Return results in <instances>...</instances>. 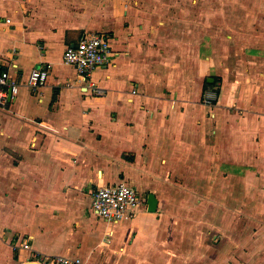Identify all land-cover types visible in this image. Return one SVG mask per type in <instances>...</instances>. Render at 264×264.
I'll return each mask as SVG.
<instances>
[{
	"label": "crops",
	"instance_id": "0c3cea01",
	"mask_svg": "<svg viewBox=\"0 0 264 264\" xmlns=\"http://www.w3.org/2000/svg\"><path fill=\"white\" fill-rule=\"evenodd\" d=\"M94 32L116 53L92 76L104 95L63 60ZM39 66L50 74L34 90ZM3 70L20 89L0 107V264H264V219L231 218L222 250L189 216L220 209L221 177L264 200V0H0ZM121 181L146 208L110 222L92 188Z\"/></svg>",
	"mask_w": 264,
	"mask_h": 264
},
{
	"label": "built area",
	"instance_id": "2783aa9c",
	"mask_svg": "<svg viewBox=\"0 0 264 264\" xmlns=\"http://www.w3.org/2000/svg\"><path fill=\"white\" fill-rule=\"evenodd\" d=\"M115 51L108 35L94 32L84 35L79 42L68 45L63 60L73 65L78 71V82L89 87L96 95H104L106 89L93 80L96 69L107 66L113 60ZM50 70L46 66L35 67L27 80V85L37 90L48 82ZM20 84L12 77L9 70L0 72V107H6L17 95ZM219 91L208 90L204 102L213 104L218 99ZM92 211L110 222H119L136 216L146 208V198L138 188L125 181L116 184L97 185L92 188ZM24 247L29 248L25 242ZM33 260L41 264H85L80 258L67 255L40 256Z\"/></svg>",
	"mask_w": 264,
	"mask_h": 264
},
{
	"label": "rangeland",
	"instance_id": "374dc122",
	"mask_svg": "<svg viewBox=\"0 0 264 264\" xmlns=\"http://www.w3.org/2000/svg\"><path fill=\"white\" fill-rule=\"evenodd\" d=\"M244 185L243 180L239 177H221L219 186H215L214 193L215 200L217 199L220 202V209L215 206L214 208L201 207L190 210L189 216H193L194 219L201 221V230L204 229V231L209 233V235H213L215 233L220 237L217 242H219L222 250L228 249V243L223 235L228 233L230 230L229 222L231 218H236V221L241 223L240 228H243L242 224L244 221H248L252 217L264 219V200L259 202L260 200H255V198L252 199L249 195L247 196V194L244 193ZM262 187L264 186L262 185ZM206 191L207 188L205 189V192ZM203 194V196L207 197L208 195L212 196L211 192ZM189 197L192 199V195H189ZM261 197L264 199V194H262L260 198ZM194 199L196 200V195H193V200ZM230 205L232 207H230ZM214 215L215 220L216 217L219 218V222L215 221L217 223L215 228H213L212 225H209L211 222L210 220L213 219Z\"/></svg>",
	"mask_w": 264,
	"mask_h": 264
},
{
	"label": "water",
	"instance_id": "95a60500",
	"mask_svg": "<svg viewBox=\"0 0 264 264\" xmlns=\"http://www.w3.org/2000/svg\"><path fill=\"white\" fill-rule=\"evenodd\" d=\"M211 80V79H209ZM148 204H149V210L150 211H156L158 207V199L156 198V195L153 193H150L148 196ZM23 264H41L39 261L35 260H28L25 261Z\"/></svg>",
	"mask_w": 264,
	"mask_h": 264
},
{
	"label": "trees",
	"instance_id": "16d2710c",
	"mask_svg": "<svg viewBox=\"0 0 264 264\" xmlns=\"http://www.w3.org/2000/svg\"><path fill=\"white\" fill-rule=\"evenodd\" d=\"M205 85H206V87H209V86H211L212 84H211L210 82L206 81Z\"/></svg>",
	"mask_w": 264,
	"mask_h": 264
}]
</instances>
